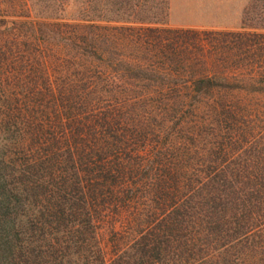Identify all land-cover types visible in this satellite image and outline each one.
<instances>
[{"label":"trees","instance_id":"1","mask_svg":"<svg viewBox=\"0 0 264 264\" xmlns=\"http://www.w3.org/2000/svg\"><path fill=\"white\" fill-rule=\"evenodd\" d=\"M166 12L0 0V264H264V19Z\"/></svg>","mask_w":264,"mask_h":264},{"label":"rangeland","instance_id":"2","mask_svg":"<svg viewBox=\"0 0 264 264\" xmlns=\"http://www.w3.org/2000/svg\"><path fill=\"white\" fill-rule=\"evenodd\" d=\"M253 6L250 0H167L163 21L174 27L239 29L246 18L251 22L264 19V0L255 1ZM98 233L100 244L107 250V225L101 224Z\"/></svg>","mask_w":264,"mask_h":264}]
</instances>
